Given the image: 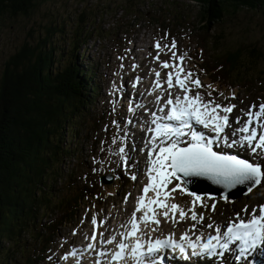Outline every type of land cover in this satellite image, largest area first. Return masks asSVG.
<instances>
[{"label":"rangeland","instance_id":"obj_1","mask_svg":"<svg viewBox=\"0 0 264 264\" xmlns=\"http://www.w3.org/2000/svg\"><path fill=\"white\" fill-rule=\"evenodd\" d=\"M158 1L161 0H36L34 10L32 9L28 15L20 14L12 18L8 15L0 16V82L3 79L6 63L9 62L10 65L14 62V60L9 61L13 55L18 53L24 45H36L39 38L43 40L46 37L47 44L44 43L45 45L41 47L43 50L38 48L30 51V54L36 57V60H32L29 64L30 67L40 68L41 65L44 74H46L49 66H51V63L48 64L49 61H53L51 67L53 70L57 63L63 65L68 63L66 59H70L77 62L78 67L81 68H79L80 73H90V81L96 88L95 95L90 97L91 101L93 100L91 103L93 109L88 106L85 116L82 117V123L75 125L79 130L77 139L72 136H63V146L69 147L73 144V150L66 157L60 156V160L52 163L51 166L55 170V175L46 171L47 193L52 198L51 203L46 204L44 212L39 214L40 221H38L37 228L44 229L43 224L47 228L50 223L59 219L62 215L61 201L76 190L89 187L95 192L96 197L92 201L86 199L85 204L80 209L79 217L74 220L72 225L68 224L61 227V233L53 239L52 245L41 252L42 259L38 264H69V261L72 262V258L65 259L66 254L72 252V246L82 240L78 233L83 235L89 228L92 221L89 222L91 216L108 217L113 212V208L116 212L120 210L118 216L125 215V207L129 205L136 189L135 186L139 183V177L136 176V180L131 177L137 173L139 166L145 161L139 163L136 158H133L127 160L126 165L123 163V156L125 154L126 157L128 156V150L134 152V148H126L125 145L129 144L130 140L125 138L126 133L120 131L116 121H114L115 116L125 113L121 97L122 95L127 97L126 94L129 93L131 82H126V85L123 82L122 94H117L115 97L110 95L114 81L118 86L121 85L115 70L119 57L128 52L124 46H129V44L124 42V38L130 37L132 41L136 38L138 48L144 52L145 57H148L140 69L141 73L149 69L146 66L153 63L151 57L154 54L157 55V49L154 47L156 41H161L162 46L169 45L171 44L170 39L173 38L177 43L179 53L193 56V60L188 58V63L191 64L192 70L200 80L204 81L205 89L212 92L213 97L218 101L241 103V101L247 102L257 97L264 100V76L260 74V72H264V65L259 67L258 72L247 73L235 64L240 56L239 49L245 50L250 46L264 50V10L244 9L236 15H226L222 23L217 24L208 34H203L200 38L196 30L199 20V7L193 1L162 0V7L157 9L155 3ZM128 4H137L143 12L138 9L139 13H137L134 9L131 13H127L126 9H130ZM176 7H178V13L185 17L176 20ZM149 8L156 9V12L159 13L144 14V11ZM184 8H186L185 12L182 10ZM117 10H119L118 17ZM124 10L125 13L123 14ZM83 12H87L88 17L93 20L87 30L88 35H91L83 41L84 44L79 50L74 51L69 48L68 41L71 36L77 35L79 31L77 27L78 18ZM48 26L51 28L49 33L46 32ZM164 27L169 31L163 32ZM99 28L104 29L105 34H100ZM166 33L167 38L162 39ZM141 42L145 43L143 47ZM152 43L153 50L151 49ZM218 43L222 45L220 44L217 49ZM116 44H120L122 47H115ZM195 47H197V51L194 50ZM200 49L209 51L212 56L213 54L222 56L211 58V60L203 55L205 50L202 52ZM51 50L53 54L50 53ZM165 53H168L166 49L161 52L159 58H163ZM199 56H202L199 60L205 57L211 60V64L216 69H222L226 65L224 69L231 71L232 67L227 64H234V69L236 68L245 74L244 78H236L237 73H235L234 84H242V81H246L249 86L245 88L246 90H243L244 88L230 90L217 87V85L213 86L211 82H216V78L208 75L206 78L197 70L196 58ZM203 65L205 66L204 63ZM21 70L23 69L18 71ZM223 83L225 82L221 81L220 85ZM208 85L212 87L209 88ZM220 93H223V96H220ZM233 93L237 101L231 98ZM224 97H229V99ZM114 99L118 101L115 111H113L112 104ZM94 114L97 115L91 118V115ZM94 119H102V122L96 120L98 121L96 126ZM114 138L115 143H113ZM121 147L125 148V154L119 153ZM237 156L244 159L240 154ZM30 160L23 161V168L31 169ZM247 160L251 162L249 158ZM94 169L96 171H93ZM262 169H264V164H262ZM201 183L198 182L203 187ZM262 185L263 182L255 189L261 192ZM213 186L211 184V187ZM211 187H207V189H211ZM170 188H172L171 184L167 190ZM222 191L226 190L223 189ZM125 193L128 197L127 203L124 202ZM257 196L258 194H253L252 191L247 198H242L244 202L253 203ZM108 207L110 209L107 210ZM227 209L231 211L230 207ZM221 213L223 214V212ZM224 217L222 216L219 221L223 220ZM76 231L79 232L76 233ZM46 238L45 236L40 241L31 240L28 242V247H33V243L39 246H42V243L46 245ZM20 254L19 256H21Z\"/></svg>","mask_w":264,"mask_h":264},{"label":"snow or ice","instance_id":"obj_2","mask_svg":"<svg viewBox=\"0 0 264 264\" xmlns=\"http://www.w3.org/2000/svg\"><path fill=\"white\" fill-rule=\"evenodd\" d=\"M166 38L167 33L162 39ZM154 47L157 49V55L154 59L157 61H159L160 54L165 49L172 52V63L168 61L159 62L161 68L171 67L173 71L167 74L166 81H161V73L153 69L156 79L153 81V88L148 94L151 95L156 90L166 91L163 88L164 83H166L168 89L178 86L184 95L182 97L177 95L173 98L172 93L169 91L168 99L159 108L160 112H165V107H168L167 113L164 116H157L155 112L152 113L153 118L146 131L153 135L148 137L145 145L148 157V167L145 174L149 183L144 186L142 194L137 197L136 207L127 225H121L122 228H128L129 230L120 233L121 240L119 242H116L115 236H111L104 243L113 244L116 242L118 250L111 257L112 261L116 262L131 259L133 264H162L163 257L157 254L165 249H170L174 253L178 250L181 258L185 260L190 257L202 256L223 258L226 253L232 252L234 260L239 264L242 260H246L253 251L264 245V205L259 207V215H256L257 209L253 208L251 219L247 221L240 218L238 214V222H230L223 232L217 226L215 235L209 234L205 238L201 234L193 240L188 232L181 234L179 239L180 241H186V246L184 243L173 239L174 233L155 239H153L152 233L157 232L161 227V220L158 218L160 216L164 218L165 222L173 224L191 219L196 223L192 224L190 231L195 230L197 223H201L205 219L203 212L198 214L195 210L197 205L201 208L209 207V205L204 204V198L187 188H182L181 183H177L174 188L167 190L173 179L187 184L190 181L182 180V177H205L212 183L221 185L225 190L234 189L239 185H247V193H251L254 187L264 182V169H262L260 163H252L237 155L214 150V144L222 141L228 147L237 145L247 147L253 155L259 152L264 158V103L259 105L257 111H253L256 108L253 105L245 113L248 117L247 121L232 132L233 137H236L237 133H240V135L237 139L229 142L226 129L232 126L230 115L236 106L234 104H218L215 99L205 100L200 91H196L195 96L190 95L194 89H201L204 86L198 76L196 79H192L196 76V73L184 72L182 64L185 56H177L176 52L172 51L177 47L175 39H173L171 45L165 44L163 46L158 40ZM119 59L123 60V57ZM176 60L180 61L179 65L175 63ZM123 67L124 65L121 64V68ZM138 67L134 64L132 66L133 71ZM116 75H119V73H116ZM174 76L175 85L173 84ZM141 79L137 76L135 81L132 82V87L136 88ZM189 82H191V87H189ZM208 87L211 88L212 86L208 85ZM123 90V84L121 83L118 86L114 81L110 95L115 97L117 94H122ZM208 96L212 97V92H209ZM220 96H223V93H220ZM224 98L229 99V97ZM231 98L235 99L234 93ZM162 99V95L156 96L155 103L160 105ZM117 102L115 99L112 101L113 111L116 110ZM142 107H144L143 104L133 106L130 101L128 111L135 112ZM221 112L224 114L221 115ZM236 123L240 124L241 118L238 117ZM194 125L210 129L213 137L209 138L204 133L197 131ZM115 142L114 138L113 143ZM119 153L125 154V148L121 147ZM127 160L125 154L123 156L125 165ZM131 178L133 180L137 179L135 175H132ZM178 189L181 194L186 193L193 197L191 207L187 210L179 204L168 203L169 199H175L172 193H175ZM149 191L154 192V198L147 196ZM221 197L228 201V192L221 193ZM207 198L210 200L215 199L212 196ZM127 201L128 197L126 196L124 202L127 203ZM210 208L215 211V203ZM137 213H142V215L138 218ZM91 223L94 226L93 234L90 237L85 236L86 240L93 241L87 245L88 249L96 247V243H94L97 242L95 228L98 221L96 215H93ZM103 223L101 221L100 225L102 226ZM141 224L144 225V230L140 228ZM149 225H152V227L149 228ZM207 227L213 228V224L210 223ZM99 235L103 236V233H99ZM125 241L132 242L126 243ZM231 245H237V249L230 248ZM187 249H191L190 255ZM104 254L103 252L100 253V255Z\"/></svg>","mask_w":264,"mask_h":264},{"label":"trees","instance_id":"obj_3","mask_svg":"<svg viewBox=\"0 0 264 264\" xmlns=\"http://www.w3.org/2000/svg\"><path fill=\"white\" fill-rule=\"evenodd\" d=\"M191 1L199 7L196 30L200 35L208 34L224 21L226 15H236L244 9L264 10V0ZM35 6L36 0H0V16L12 18L20 14L28 15ZM128 6L132 11L138 9L137 4ZM178 7L176 20L185 17L178 13ZM186 8L182 9L183 12ZM92 21L87 12L79 16V31L68 41L70 49L77 51L83 46V41L91 35L87 30ZM50 30L48 26L46 32ZM98 31L105 34L104 29L99 28ZM46 41V37L43 40L39 38L36 45H24L9 59L14 62L10 65L6 63L0 82V264H38L42 259L41 252L52 245L62 226L77 220L81 206L87 198L92 199L94 193L88 186L76 190L61 201L62 215L59 219L47 228L44 224V229L37 228L39 214L44 212L52 198L47 193L46 171L55 175L52 163L73 150V144L63 146V136L77 139L79 130L76 124L82 123L86 109L93 103L90 97L96 92L90 81V73H80L81 68L76 61L66 59L68 63H57L53 70V61H49L51 66L47 67L49 70L46 74L41 65L40 68L30 67L32 60H36L30 53L33 49H42ZM218 44L217 49L221 43ZM50 53L53 54V51ZM239 55L235 64L247 73L258 72L259 67L264 65V50L260 48L248 46L245 50L239 49ZM227 65L232 70L236 69L234 64ZM20 69L23 70L19 72ZM260 74L264 76V72ZM244 76L237 70L236 78ZM230 79H235V75L231 74ZM29 160L30 170L23 168V161ZM45 236L46 245L33 243L34 248L28 247L29 241H40Z\"/></svg>","mask_w":264,"mask_h":264},{"label":"bare ground","instance_id":"obj_4","mask_svg":"<svg viewBox=\"0 0 264 264\" xmlns=\"http://www.w3.org/2000/svg\"><path fill=\"white\" fill-rule=\"evenodd\" d=\"M144 1V0H143ZM125 93H126V91H125ZM127 93H128V91H127ZM126 96L127 97H129L130 96V94L128 93V95L126 94ZM237 154H240V153H237ZM241 155V154H240ZM242 156V155H241ZM185 179V178H184ZM186 180V179H185ZM217 185V184H216ZM218 186H220V185H218ZM244 186H246L247 187V185H239L238 187H236V188H234V189H232L233 191H232V194H230V195H235V194H237L238 193V191L236 192V189H241V188H245ZM195 188V190H201V191H204L205 189H203V187H201L198 183L194 186ZM224 188H221V191L223 190ZM229 190V189H228ZM228 190H226L227 192H228ZM222 192H225V191H222ZM126 210H127V207L125 208V213H126ZM124 218L125 217H123V218H121V217H119V221H120V223L119 224H123L124 223ZM116 230V229H115ZM115 230H114V232H115ZM93 234V233H92ZM91 234V235H92ZM98 244V243H97ZM255 262V261H254ZM255 263H257V262H255Z\"/></svg>","mask_w":264,"mask_h":264}]
</instances>
